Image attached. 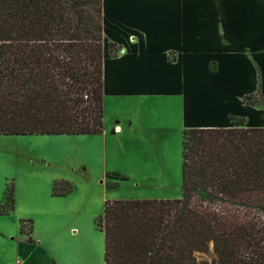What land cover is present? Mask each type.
<instances>
[{"label": "trees", "instance_id": "obj_1", "mask_svg": "<svg viewBox=\"0 0 264 264\" xmlns=\"http://www.w3.org/2000/svg\"><path fill=\"white\" fill-rule=\"evenodd\" d=\"M257 90L264 102V0H0V136L96 135L105 97L182 98L181 196L105 201L104 264H264Z\"/></svg>", "mask_w": 264, "mask_h": 264}, {"label": "rangeland", "instance_id": "obj_2", "mask_svg": "<svg viewBox=\"0 0 264 264\" xmlns=\"http://www.w3.org/2000/svg\"><path fill=\"white\" fill-rule=\"evenodd\" d=\"M112 53L119 56L124 49L113 46ZM244 101L264 108L259 90ZM181 104L180 96H111L103 100L100 134L0 136V204L6 184H12V218L19 223V216L30 217L35 241L26 242L23 234L12 236L0 264H23L22 258L26 264H102L103 236L95 221L105 201L179 198ZM116 126L119 131H114ZM108 173L127 180L109 179ZM61 180L74 188L69 197L52 196L53 182ZM115 181L117 188L106 189V182ZM50 211L59 212L58 220L41 217ZM24 228L28 231L30 223ZM71 228L76 234L69 233ZM50 230L59 234L57 240H46ZM200 259L209 260L210 255Z\"/></svg>", "mask_w": 264, "mask_h": 264}, {"label": "crops", "instance_id": "obj_3", "mask_svg": "<svg viewBox=\"0 0 264 264\" xmlns=\"http://www.w3.org/2000/svg\"><path fill=\"white\" fill-rule=\"evenodd\" d=\"M248 57L251 59V57L249 55H248ZM256 73L258 74L257 67H256ZM114 97H121V96H114ZM127 97H152V96H127ZM180 115L182 117V104H181V108H180ZM115 129H116V131H119L120 130V126H116L114 128V131H115ZM182 129H183V127H182ZM69 195H67V197H69ZM143 198H149V197H143ZM14 205H15V203H14ZM15 208H16V206H14L13 212H14ZM13 212L11 214H9V215H0V256L5 255V248L9 247L10 241L13 240V237L12 236H14V237H19L20 236V231H19L20 230V222L22 220H31L33 222V220L30 219V217L21 218L18 215L19 216V218H18L19 223H16L17 220L14 221V219L12 218ZM58 214H59V212L50 211L49 213L41 214L42 215L41 217H44V215H46L45 216L46 217V220L51 219L53 221H56V219L58 220V217H57ZM32 226H33V223H32ZM73 230H75V229L74 228L69 229V233L76 234V230L75 231H73ZM32 234H33V227H32V232H31L30 238L33 241L31 243H34L35 241L33 239ZM47 234L48 235H46V236L48 237L49 240L47 239V237H46V240L48 242L50 240L51 241L54 240V237H57L59 235L58 233H54L52 230H50V232L47 233ZM100 234H101V232H100ZM101 235L103 236V234H101ZM24 238H25L26 242H28L27 241V237L25 236ZM55 240H57V239L55 238ZM13 260L14 259L12 258L10 260V262L13 261ZM22 260L24 262L23 264H26L27 259L26 258H22ZM29 261H30V259H29ZM102 264H104V263H102Z\"/></svg>", "mask_w": 264, "mask_h": 264}]
</instances>
